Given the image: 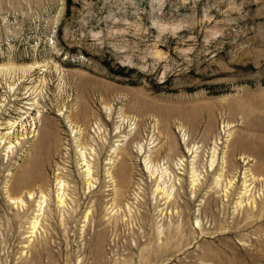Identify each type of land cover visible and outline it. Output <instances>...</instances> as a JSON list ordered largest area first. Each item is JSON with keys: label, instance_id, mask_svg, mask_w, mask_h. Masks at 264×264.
Masks as SVG:
<instances>
[{"label": "rangeland", "instance_id": "1", "mask_svg": "<svg viewBox=\"0 0 264 264\" xmlns=\"http://www.w3.org/2000/svg\"><path fill=\"white\" fill-rule=\"evenodd\" d=\"M68 1L0 0V264H264V0Z\"/></svg>", "mask_w": 264, "mask_h": 264}, {"label": "bare ground", "instance_id": "2", "mask_svg": "<svg viewBox=\"0 0 264 264\" xmlns=\"http://www.w3.org/2000/svg\"><path fill=\"white\" fill-rule=\"evenodd\" d=\"M109 96V95H108ZM107 96V97H108ZM96 97V96H95ZM103 99H106V98H103ZM87 100H88V102H86L85 103V101H84V105L82 106V107H79L76 111H74V119H77V121H78V123H81L85 128H86V130L89 132V130H90V127L93 125V123L95 124V120L96 121H98V120H100V124H99V126L103 123L104 125L105 124H108L109 122H114L115 121V118L113 117V112L112 111H110V113L109 112H106V113H104L105 111L103 110L102 111V109H101V104H103L104 103V100H100V99H98V97H97V100L96 99H90V98H88L87 97ZM106 100H108V98L106 99ZM131 109H133V108H131ZM130 109V112L132 111ZM113 118H114V121H113ZM121 118V117H120ZM123 118V117H122ZM126 118V117H125ZM124 119H121L120 121H119V125L118 126H115V132H116V135H114L116 138H118V137H120L121 135H119V132H121V130L123 131L126 127H128V126H124V124H126V122L124 123ZM127 121V120H126ZM77 123V124H78ZM102 124V125H103ZM101 125V126H102ZM158 125V124H157ZM94 127V126H93ZM117 127V128H116ZM122 127V128H121ZM96 128V127H95ZM106 128V127H105ZM118 128H120V130L118 129ZM160 127L158 126V129H159ZM100 129V128H99ZM85 130V129H84ZM132 130V129H131ZM109 131V130H108ZM107 131V132H108ZM86 132V131H85ZM95 132H97V131H95ZM106 132V133H107ZM114 132V133H115ZM132 132V131H131ZM59 132H57V134H58ZM135 132H133L132 134L133 135H135L134 134ZM87 134V133H86ZM137 135V134H136ZM139 135V134H138ZM137 135V137H139ZM85 136V135H84ZM130 136V135H129ZM127 137V139L124 137V140H122L123 142H124V149L122 148V149H120V151L122 150V152H120L121 154V161H123V159H125V160H128L129 159V156H131L130 154V152L128 153V150L130 151V148H128L129 147V142L131 141L129 138L131 137ZM111 137H112V135H111ZM111 139V138H110ZM114 139V138H113ZM86 141H85V138L84 139H78V142L77 143H85ZM102 144V143H101ZM100 144V145H101ZM104 144H105V142L101 145V146H104ZM100 146V147H101ZM173 146V143H172V145H171V143L169 144V147H168V149L167 150H172V148H175V147H172ZM164 147V146H163ZM102 148V147H101ZM128 148V149H127ZM171 152V151H170ZM111 153H113V152H111ZM107 154V153H106ZM114 154H116L115 153V151H114V153H113V155ZM126 157H125V156ZM173 155V154H172ZM115 156V155H114ZM119 156V155H118ZM124 156V157H123ZM81 157H83V159H84V162H86V156L84 155V152H83V150H82V152H81ZM172 157V156H171ZM129 161V160H128ZM124 162V161H123ZM126 163V162H125ZM129 163V162H128ZM145 165H146V168L148 169V170H150V172H151V174H154L155 172H153L152 170H151V166H150V163H148V161H146L145 162ZM88 168H89V166H88ZM88 168H87V170H88ZM118 169H120L119 171L120 172H122L123 173V171H121V169H124V172H126L127 171V168H124V167H118ZM153 169V168H152ZM154 170V169H153ZM159 170V169H158ZM87 173V175L85 174V176H88V177H90V175H91V170H88V171H86ZM115 173V172H114ZM122 173H120V176L122 175ZM167 173V172H166ZM124 174H126V173H124ZM123 174V176L125 177V183L127 184V180H129L128 179V177H127V175L125 176ZM150 174V175H151ZM116 175V174H115ZM155 175V174H154ZM128 176H129V174H128ZM163 177H165V171L163 172V173H159V175H158V183H159V181H160V183L158 184V188H157V190L156 191H160V192H162L163 191V188H162V185H164V184H166L165 182V180H164V178ZM130 178V177H129ZM166 179H167V177H166ZM194 179H195V177L194 178H192V180H191V182H192V185H194L195 184V181H197V180H195L194 181ZM129 181H131V180H129ZM128 181V182H129ZM121 183V182H120ZM124 183V182H123ZM198 183H199V181H198ZM131 184V183H130ZM200 184V183H199ZM61 185V184H60ZM63 185V184H62ZM118 185H119V183H118ZM117 185V186H118ZM121 185V184H120ZM122 186V185H121ZM126 186V185H125ZM198 186V185H197ZM164 187V186H163ZM200 187V186H199ZM43 188V187H42ZM61 188V187H60ZM117 188V187H116ZM115 188V189H116ZM165 188V187H164ZM44 189V188H43ZM124 189V188H123ZM123 189H121V190H123ZM120 190V189H119ZM165 190V189H164ZM44 191V190H43ZM62 191V190H61ZM118 191V190H117ZM196 191V190H195ZM41 193V192H40ZM119 193V192H118ZM126 193V192H125ZM30 195V194H29ZM61 195V194H60ZM58 195L57 197H58V200H59V204L60 205H63V203H64V201L65 200H63L62 199V196L63 195ZM63 197H65V196H63ZM66 202V201H65ZM190 202V201H189ZM65 204V203H64ZM40 206H41V203H40ZM42 207V206H41ZM36 225V224H35Z\"/></svg>", "mask_w": 264, "mask_h": 264}, {"label": "trees", "instance_id": "3", "mask_svg": "<svg viewBox=\"0 0 264 264\" xmlns=\"http://www.w3.org/2000/svg\"><path fill=\"white\" fill-rule=\"evenodd\" d=\"M68 3H69V1L68 0H66Z\"/></svg>", "mask_w": 264, "mask_h": 264}]
</instances>
